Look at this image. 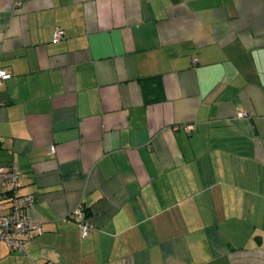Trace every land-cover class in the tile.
<instances>
[{"label":"crops","instance_id":"0c3cea01","mask_svg":"<svg viewBox=\"0 0 264 264\" xmlns=\"http://www.w3.org/2000/svg\"><path fill=\"white\" fill-rule=\"evenodd\" d=\"M0 70V264H264V0H0Z\"/></svg>","mask_w":264,"mask_h":264},{"label":"built area","instance_id":"2783aa9c","mask_svg":"<svg viewBox=\"0 0 264 264\" xmlns=\"http://www.w3.org/2000/svg\"><path fill=\"white\" fill-rule=\"evenodd\" d=\"M61 37L62 33L57 30L54 42L59 41ZM10 77L8 73L0 70V87ZM237 117H244V113L239 112ZM183 129L190 132L193 126H184ZM54 152V148H49V155ZM20 187L21 175L16 166H5L0 163V242L6 244L11 251H23L28 242L43 233L40 224L33 223L26 217V211L36 203V196L20 195L18 193ZM68 219L76 223L82 237L88 235L90 228L81 206L72 210Z\"/></svg>","mask_w":264,"mask_h":264},{"label":"trees","instance_id":"16d2710c","mask_svg":"<svg viewBox=\"0 0 264 264\" xmlns=\"http://www.w3.org/2000/svg\"><path fill=\"white\" fill-rule=\"evenodd\" d=\"M140 87L143 93L144 101L147 103H155L161 101L164 98L161 84L156 78L141 80Z\"/></svg>","mask_w":264,"mask_h":264}]
</instances>
